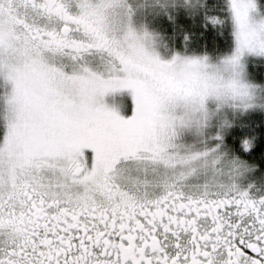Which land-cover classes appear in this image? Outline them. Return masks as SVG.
I'll list each match as a JSON object with an SVG mask.
<instances>
[{
	"label": "snow or ice",
	"instance_id": "snow-or-ice-1",
	"mask_svg": "<svg viewBox=\"0 0 264 264\" xmlns=\"http://www.w3.org/2000/svg\"><path fill=\"white\" fill-rule=\"evenodd\" d=\"M0 264H264V0H0Z\"/></svg>",
	"mask_w": 264,
	"mask_h": 264
}]
</instances>
